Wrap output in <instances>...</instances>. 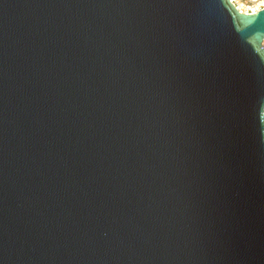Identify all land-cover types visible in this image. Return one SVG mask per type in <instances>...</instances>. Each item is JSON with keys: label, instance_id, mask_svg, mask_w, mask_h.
<instances>
[{"label": "water", "instance_id": "obj_1", "mask_svg": "<svg viewBox=\"0 0 264 264\" xmlns=\"http://www.w3.org/2000/svg\"><path fill=\"white\" fill-rule=\"evenodd\" d=\"M264 8L0 0V264H264Z\"/></svg>", "mask_w": 264, "mask_h": 264}, {"label": "built area", "instance_id": "obj_2", "mask_svg": "<svg viewBox=\"0 0 264 264\" xmlns=\"http://www.w3.org/2000/svg\"><path fill=\"white\" fill-rule=\"evenodd\" d=\"M231 2L241 11L254 13L264 8V0H231ZM240 5L242 6L240 8Z\"/></svg>", "mask_w": 264, "mask_h": 264}, {"label": "bare ground", "instance_id": "obj_3", "mask_svg": "<svg viewBox=\"0 0 264 264\" xmlns=\"http://www.w3.org/2000/svg\"><path fill=\"white\" fill-rule=\"evenodd\" d=\"M242 6L240 5V8H241ZM263 44H264V42H263Z\"/></svg>", "mask_w": 264, "mask_h": 264}]
</instances>
